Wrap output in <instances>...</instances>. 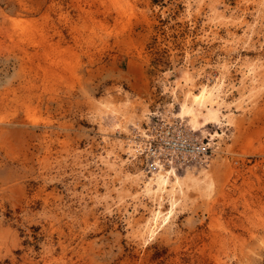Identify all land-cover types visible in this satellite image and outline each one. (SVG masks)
<instances>
[{
    "label": "rangeland",
    "instance_id": "1",
    "mask_svg": "<svg viewBox=\"0 0 264 264\" xmlns=\"http://www.w3.org/2000/svg\"><path fill=\"white\" fill-rule=\"evenodd\" d=\"M203 87L212 186L145 197ZM0 264H264V0H0Z\"/></svg>",
    "mask_w": 264,
    "mask_h": 264
},
{
    "label": "bare ground",
    "instance_id": "2",
    "mask_svg": "<svg viewBox=\"0 0 264 264\" xmlns=\"http://www.w3.org/2000/svg\"><path fill=\"white\" fill-rule=\"evenodd\" d=\"M183 78L185 81H188L189 79L186 75ZM180 93L182 98L177 100L178 110L176 113H173L174 116L177 117L182 124H184L183 126L189 133L196 135L195 137L199 141L205 140L208 142L209 147L212 149L209 141H213L215 136L209 132L208 127L209 125L217 124L220 121L219 107L215 108V104L213 105L214 98L217 97L214 89L203 87L195 93H184L182 91ZM172 94L175 95V98H177V91L175 89H173ZM145 133L146 132L142 131L141 135L145 137ZM131 144H133V146ZM131 144L130 148H133L134 146L136 147L134 149L131 148L132 151L139 152L142 150L140 145L141 143L131 141ZM209 157L206 156V159L186 164L182 168L175 165H171L166 168L162 164H157L156 169H153L150 172V176L140 179L144 183L143 191L145 192V197L151 195L158 196L161 199L165 191H169V194L173 195L176 192H183L184 188H197L202 184H204L207 188L212 186V181L207 180ZM180 169H183L182 172L178 171ZM168 187H170V190H168ZM152 216L153 221L149 220L143 226L145 229L143 230V233H146L147 237L151 236L154 230L153 226H155L156 219L159 215L153 212ZM145 239L146 238H144V240Z\"/></svg>",
    "mask_w": 264,
    "mask_h": 264
},
{
    "label": "built area",
    "instance_id": "3",
    "mask_svg": "<svg viewBox=\"0 0 264 264\" xmlns=\"http://www.w3.org/2000/svg\"><path fill=\"white\" fill-rule=\"evenodd\" d=\"M183 125L173 113L165 111L147 124L146 136L141 140L140 156L148 174L156 169L157 164L166 168L171 165L182 168L210 156L208 142L199 141Z\"/></svg>",
    "mask_w": 264,
    "mask_h": 264
}]
</instances>
